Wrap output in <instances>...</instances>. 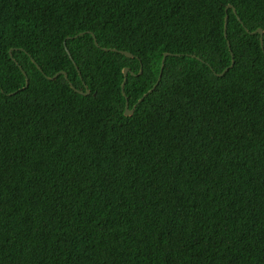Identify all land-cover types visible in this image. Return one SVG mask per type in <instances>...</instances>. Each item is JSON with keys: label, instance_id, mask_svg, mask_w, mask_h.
Masks as SVG:
<instances>
[{"label": "trees", "instance_id": "1", "mask_svg": "<svg viewBox=\"0 0 264 264\" xmlns=\"http://www.w3.org/2000/svg\"><path fill=\"white\" fill-rule=\"evenodd\" d=\"M258 28L264 0H0V264H264Z\"/></svg>", "mask_w": 264, "mask_h": 264}, {"label": "water", "instance_id": "2", "mask_svg": "<svg viewBox=\"0 0 264 264\" xmlns=\"http://www.w3.org/2000/svg\"><path fill=\"white\" fill-rule=\"evenodd\" d=\"M228 7H233V8H234V6H233L232 4H229V5L227 6V8H228ZM234 11H235V8H234ZM226 24H227V23H226ZM225 27H226V26H225ZM252 33H259V34L261 35V40H263L264 30H263L262 28H258L257 30L253 31ZM91 34H92L93 37H94L95 44L98 45V42H97V38H96V36H95L93 33H91ZM70 38H71V37H70ZM228 43H229V42H228ZM229 47L231 48L230 43H229ZM66 50H67V52L69 53L71 59L73 60L74 64L76 65V67H77V69H78V71H79V73H80V75H81V71L79 70V68H78V66H77V63L75 62L73 56L71 55L70 50H68L67 47H66ZM122 52L125 53L127 56H130V57H133V56H134V54H133L132 52H130V51L122 50ZM167 55H168V53L166 52V53L164 54V56H163V59H162V65H161L162 67L164 66L165 58H166ZM233 64H234V58H233V60H232V64H231V66H233ZM38 67L41 68L39 65H38ZM228 69H229V67L225 68L221 73H219V75H223ZM162 70H163V69H162ZM162 70H161V72H162ZM23 72L26 74V72H25L24 70H23ZM123 72H124V79H123V82H122V89L124 88L125 83H126V81H127L128 73L130 72V73H132V74H135V73L131 70L130 67H125L124 70H123ZM60 73H63V74L65 75V77L68 78V74H67V71H66V70H61V71L58 72L54 77H51V78H55V77H57ZM159 78H160V77H159ZM27 81H28V78H27ZM26 85H27V84H26ZM85 85H86V89H87V91H83V90L77 89V88L74 87V86H72V87H73L74 89H76L77 91H79L80 93H83V94H89V93H90V89L88 88V85H87V84H85ZM151 90H152V89H150L148 92H150ZM146 94H147V93H145L144 96H145ZM144 96H143V97H144ZM143 97H141V98L139 99V101H141V100L143 99ZM139 101H138V102H139ZM133 111H134V108H132V109L129 108V99L127 98V100H126V110H125V114H126V115H131V114H133Z\"/></svg>", "mask_w": 264, "mask_h": 264}, {"label": "rangeland", "instance_id": "3", "mask_svg": "<svg viewBox=\"0 0 264 264\" xmlns=\"http://www.w3.org/2000/svg\"><path fill=\"white\" fill-rule=\"evenodd\" d=\"M90 33H93V32H91V31H89ZM61 74V73H60ZM63 74V73H62ZM85 85V84H84ZM73 86V85H72ZM75 87V86H74ZM85 87H86V85H85ZM89 88V87H88ZM86 91H87V89H86Z\"/></svg>", "mask_w": 264, "mask_h": 264}]
</instances>
